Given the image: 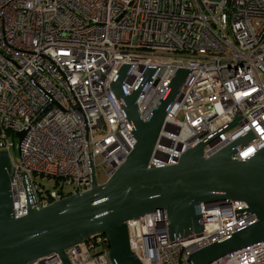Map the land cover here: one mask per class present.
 <instances>
[{
  "label": "built area",
  "instance_id": "obj_1",
  "mask_svg": "<svg viewBox=\"0 0 264 264\" xmlns=\"http://www.w3.org/2000/svg\"><path fill=\"white\" fill-rule=\"evenodd\" d=\"M123 65L126 93L156 68L138 100L142 119L176 70H189L148 169L175 164L205 139L204 157L246 133L232 159L264 147V0H0V151L11 163L14 218L88 190L90 164L107 179L132 151V126L111 88ZM9 137L18 139V159ZM35 178L60 185L51 191ZM246 208L200 203L201 232L175 239L156 209L125 222L130 249L141 264H189L192 251L253 223ZM108 251L107 236L96 234L64 255L69 264H112ZM28 264L63 262L52 255ZM208 264H264V243Z\"/></svg>",
  "mask_w": 264,
  "mask_h": 264
},
{
  "label": "water",
  "instance_id": "obj_2",
  "mask_svg": "<svg viewBox=\"0 0 264 264\" xmlns=\"http://www.w3.org/2000/svg\"><path fill=\"white\" fill-rule=\"evenodd\" d=\"M130 69L123 65L111 88L127 121L135 144L119 168L97 184L90 164L91 186L40 209L28 207L14 218L10 181L12 169L6 151H0V264H28L43 256L58 255L69 264L64 249L90 236L104 234L109 240L112 264H141L130 249L125 222L164 210L170 239L202 230L200 203L243 201L255 221L200 249L192 251L189 264H208L246 245L264 243V147L250 157L232 159L246 133L215 154L204 157L207 139L182 153L175 164L147 168L148 159L164 117L175 101L189 70L179 68L146 119L138 112V100L156 68L148 66L130 93L123 88ZM234 119L227 128L232 126ZM24 132H18L21 140Z\"/></svg>",
  "mask_w": 264,
  "mask_h": 264
},
{
  "label": "rangeland",
  "instance_id": "obj_3",
  "mask_svg": "<svg viewBox=\"0 0 264 264\" xmlns=\"http://www.w3.org/2000/svg\"><path fill=\"white\" fill-rule=\"evenodd\" d=\"M10 141L13 142L14 147H12V155L14 157V159H18V151H17V143H18V139L16 137H9ZM98 161V159H97ZM94 175H95V179L97 184H101L103 182L106 181V176L104 174V171L100 168L97 167L94 170ZM37 183L39 184H43L46 188H48L49 190L53 191V190H57L59 185H55V181L54 180H46V179H40V178H35L34 179ZM65 188H69L68 186H64Z\"/></svg>",
  "mask_w": 264,
  "mask_h": 264
}]
</instances>
